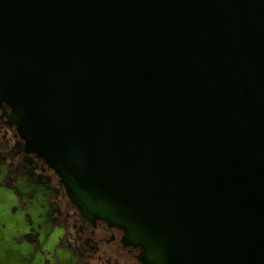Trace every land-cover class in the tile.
<instances>
[{
    "label": "water",
    "instance_id": "obj_1",
    "mask_svg": "<svg viewBox=\"0 0 264 264\" xmlns=\"http://www.w3.org/2000/svg\"><path fill=\"white\" fill-rule=\"evenodd\" d=\"M0 98L145 264H264V0H0Z\"/></svg>",
    "mask_w": 264,
    "mask_h": 264
},
{
    "label": "flooded vegetation",
    "instance_id": "obj_2",
    "mask_svg": "<svg viewBox=\"0 0 264 264\" xmlns=\"http://www.w3.org/2000/svg\"><path fill=\"white\" fill-rule=\"evenodd\" d=\"M0 98V264H145L124 231L86 215Z\"/></svg>",
    "mask_w": 264,
    "mask_h": 264
}]
</instances>
